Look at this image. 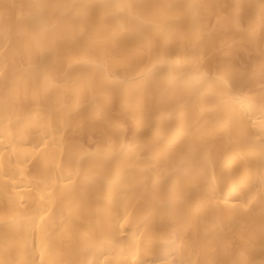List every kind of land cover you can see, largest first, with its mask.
Segmentation results:
<instances>
[{
    "label": "bare ground",
    "instance_id": "1",
    "mask_svg": "<svg viewBox=\"0 0 264 264\" xmlns=\"http://www.w3.org/2000/svg\"><path fill=\"white\" fill-rule=\"evenodd\" d=\"M0 264H264V0H0Z\"/></svg>",
    "mask_w": 264,
    "mask_h": 264
}]
</instances>
